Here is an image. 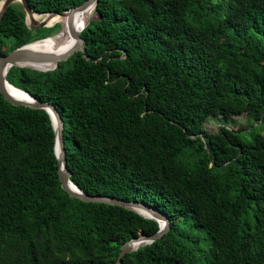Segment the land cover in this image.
Segmentation results:
<instances>
[{
    "label": "trees",
    "instance_id": "16d2710c",
    "mask_svg": "<svg viewBox=\"0 0 264 264\" xmlns=\"http://www.w3.org/2000/svg\"><path fill=\"white\" fill-rule=\"evenodd\" d=\"M27 1L45 14L86 0ZM57 26L30 30L11 4L0 54ZM80 35L84 53L6 78L58 110L76 186L170 219L122 264H264V0H98ZM241 115L244 132L205 130L210 116ZM54 146L45 110L0 93V264H116L126 241L158 230L130 209L71 197Z\"/></svg>",
    "mask_w": 264,
    "mask_h": 264
},
{
    "label": "water",
    "instance_id": "95a60500",
    "mask_svg": "<svg viewBox=\"0 0 264 264\" xmlns=\"http://www.w3.org/2000/svg\"><path fill=\"white\" fill-rule=\"evenodd\" d=\"M2 2V7L0 9V21L8 10L11 4L19 3L23 9L24 16H25V23L30 30L40 29L47 27L46 22H31L30 24L27 23L26 18L27 16L31 15L32 13L39 14L35 12L31 6L29 5L27 0H0ZM98 0H86L80 6L71 8L63 13L51 12L39 15H57V16H71V14L75 11L83 10L84 8L94 5V8L97 4ZM76 40V44L66 53L61 55H54V54H47L38 52L34 49L29 48L31 45L45 40L47 37L32 41L28 44L20 46L8 54H0V93L3 95L4 99L7 100L9 103L15 106H24L32 109H42L45 110L51 120V124L54 130L55 135V146L54 152L58 163V175L61 181L62 188L74 198H77L83 202H92V203H104L108 205L120 206L123 208L130 209L144 218L153 219L158 223V230L153 234H146L140 232L137 237L131 238L130 240L126 241L122 246L121 250L117 259L116 264H122V258L130 254L134 251L139 250L140 248L149 245L158 239H160L164 234H166L171 229V222L168 216L160 211L159 209L152 207L146 203L140 201H128L124 199H120L117 197L107 196V195H91L83 190H81L78 186H76L70 179L71 172L68 169L67 165V158H66V150L64 146V122L56 109V107L46 101H42L28 92L22 91L17 87L13 86L6 78V75L9 69L13 66L20 67V68H30L37 71H50L54 70L58 67L59 63L65 61L72 57L77 52L84 53L85 51V41L82 39L80 34H76L73 32ZM54 64V68L50 70H39L35 69L31 66L26 64ZM9 68V69H8ZM8 69V70H7ZM7 85L13 87L14 89L18 90L19 92L25 94L27 96L26 100H20L12 95L8 89ZM205 148L208 151L207 145ZM162 223V224H161Z\"/></svg>",
    "mask_w": 264,
    "mask_h": 264
},
{
    "label": "bare ground",
    "instance_id": "6f19581e",
    "mask_svg": "<svg viewBox=\"0 0 264 264\" xmlns=\"http://www.w3.org/2000/svg\"><path fill=\"white\" fill-rule=\"evenodd\" d=\"M2 7V2L0 3V9ZM94 5H90L83 10L75 11L71 14V16H57V15H39L36 13H32L27 16L26 21L28 24L31 22H42L45 21L47 27L52 26L54 23H58L61 26V29L56 34L47 37L43 41H39L29 48L34 49L38 52L61 55L69 51L75 44V36L73 32L76 34H80L83 29L88 25L89 20L94 11ZM41 19V21H40ZM35 69L39 70H50L54 68V64H26ZM9 69V68H8ZM7 69V70H8ZM8 91L14 95L16 98L20 100H26L27 96L13 87L7 85ZM162 224V223H161Z\"/></svg>",
    "mask_w": 264,
    "mask_h": 264
},
{
    "label": "rangeland",
    "instance_id": "374dc122",
    "mask_svg": "<svg viewBox=\"0 0 264 264\" xmlns=\"http://www.w3.org/2000/svg\"><path fill=\"white\" fill-rule=\"evenodd\" d=\"M41 21V19H40ZM53 26L58 25L57 28L52 32V35L60 31L61 26L58 23L52 24ZM52 27V26H50ZM41 29V28H40ZM48 36V37H50ZM252 124L249 123L245 115L233 116L224 118L222 116H210L204 123L205 130L208 132H216L221 126H227L228 128H233L235 130L242 129L244 132L246 129H250ZM256 125V124H254ZM198 237L200 238L201 245L205 251L208 249L209 237L208 234L203 230L196 231Z\"/></svg>",
    "mask_w": 264,
    "mask_h": 264
}]
</instances>
